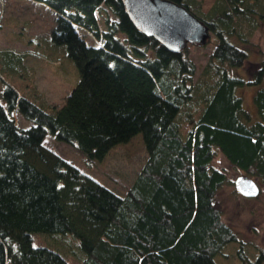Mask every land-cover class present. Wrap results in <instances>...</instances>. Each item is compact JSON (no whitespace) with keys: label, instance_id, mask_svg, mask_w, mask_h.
Returning <instances> with one entry per match:
<instances>
[{"label":"trees","instance_id":"16d2710c","mask_svg":"<svg viewBox=\"0 0 264 264\" xmlns=\"http://www.w3.org/2000/svg\"><path fill=\"white\" fill-rule=\"evenodd\" d=\"M30 1L59 16L52 39L67 47L80 79L61 106L11 84L0 93V264H218L232 243L248 262L224 220L219 192L230 180L214 159L222 154L264 183V53L257 68L249 64L264 0H215L207 12L202 0H169L208 28L202 47L217 37L197 78L189 46L173 52L143 34L122 0ZM247 66L249 78L232 73ZM247 85L258 86L256 114L238 94ZM47 135L89 164L137 136L148 156L120 195L49 149Z\"/></svg>","mask_w":264,"mask_h":264},{"label":"rangeland","instance_id":"374dc122","mask_svg":"<svg viewBox=\"0 0 264 264\" xmlns=\"http://www.w3.org/2000/svg\"><path fill=\"white\" fill-rule=\"evenodd\" d=\"M214 1L202 0L204 12L212 7ZM0 10L3 16L0 23V56L3 57L0 61V93L11 84L20 95L43 100L51 106L63 105L79 82L80 74L67 47L52 39V31L59 16L47 5L32 3L30 0H0ZM78 30L89 45H96L97 39L92 33L82 28ZM210 39L211 43L207 47L201 46L204 43L187 44L189 56L197 66L195 78L202 71L217 43L214 33L210 35ZM252 41L257 48L252 50L249 64L257 68L259 54L264 53V26L255 32ZM5 53L22 57L23 65L20 67L16 59L9 60ZM248 71L250 72L249 66L233 70L232 73L249 78ZM257 89L258 86L254 85L238 89L245 108L253 114L257 113L254 103ZM15 117L20 126L32 125V122L22 119L19 114H15ZM45 145L120 195H124L133 184L148 156L141 136L115 146L102 161L92 164L75 147L57 141L53 135H47ZM214 165L228 174L230 182L219 192L224 220L234 227L240 239L245 242V252L249 259L246 262L239 255V246L243 247L242 245L232 243L225 250L227 256L217 258L218 264H260L257 252L264 251V183L259 178L252 177L260 184L261 194L257 198L243 197L236 191L235 181L240 176L249 175L235 168L222 154L214 159ZM40 240L36 239V245H39ZM253 255L256 257L251 259Z\"/></svg>","mask_w":264,"mask_h":264},{"label":"water","instance_id":"95a60500","mask_svg":"<svg viewBox=\"0 0 264 264\" xmlns=\"http://www.w3.org/2000/svg\"><path fill=\"white\" fill-rule=\"evenodd\" d=\"M135 27L173 52L183 51L188 43L203 44L208 28L186 8L169 0H122ZM254 186V188H253ZM237 192L246 198L261 194L260 184L249 176L235 181ZM254 194H246L253 193Z\"/></svg>","mask_w":264,"mask_h":264},{"label":"snow or ice","instance_id":"6c2138e0","mask_svg":"<svg viewBox=\"0 0 264 264\" xmlns=\"http://www.w3.org/2000/svg\"><path fill=\"white\" fill-rule=\"evenodd\" d=\"M253 188H254V186H253ZM246 194H254V191H253V193H246Z\"/></svg>","mask_w":264,"mask_h":264},{"label":"crops","instance_id":"0c3cea01","mask_svg":"<svg viewBox=\"0 0 264 264\" xmlns=\"http://www.w3.org/2000/svg\"><path fill=\"white\" fill-rule=\"evenodd\" d=\"M204 10V9H203Z\"/></svg>","mask_w":264,"mask_h":264}]
</instances>
